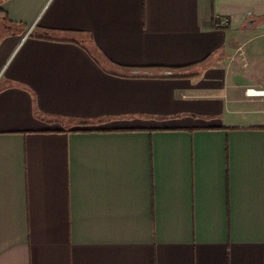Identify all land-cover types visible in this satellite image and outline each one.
Returning a JSON list of instances; mask_svg holds the SVG:
<instances>
[{
	"label": "crops",
	"instance_id": "1",
	"mask_svg": "<svg viewBox=\"0 0 264 264\" xmlns=\"http://www.w3.org/2000/svg\"><path fill=\"white\" fill-rule=\"evenodd\" d=\"M248 86L264 0H0V264H264Z\"/></svg>",
	"mask_w": 264,
	"mask_h": 264
},
{
	"label": "trees",
	"instance_id": "2",
	"mask_svg": "<svg viewBox=\"0 0 264 264\" xmlns=\"http://www.w3.org/2000/svg\"><path fill=\"white\" fill-rule=\"evenodd\" d=\"M62 34H68V33H59ZM31 38H37L42 40H52V41H61V42H67L71 40L65 41V39H61L60 37H54L52 33H49V31H43L36 29L34 33L30 35ZM86 50L92 55L93 59L98 63V65L107 73L114 74L121 77H146V78H186V77H195L196 75H185L183 72L187 70L189 67L196 66L198 64H202V62L187 66V67H181L177 69H171V68H157V67H149L144 69V71L140 72L137 69H124L116 66L115 64L111 63L109 60L106 59V57L98 51L96 47H86ZM94 54V55H93ZM165 72H170V74H166Z\"/></svg>",
	"mask_w": 264,
	"mask_h": 264
},
{
	"label": "rangeland",
	"instance_id": "3",
	"mask_svg": "<svg viewBox=\"0 0 264 264\" xmlns=\"http://www.w3.org/2000/svg\"><path fill=\"white\" fill-rule=\"evenodd\" d=\"M248 89L264 91L255 86H248L247 88L243 89V91L241 92L242 98L239 99L240 101L238 103L239 104L238 107H241L243 111H246L250 114L254 112L252 115L257 116L258 119H261V121H264V96L254 97V98L247 97L245 93H246V90ZM243 122L244 121H241V123Z\"/></svg>",
	"mask_w": 264,
	"mask_h": 264
},
{
	"label": "built area",
	"instance_id": "4",
	"mask_svg": "<svg viewBox=\"0 0 264 264\" xmlns=\"http://www.w3.org/2000/svg\"><path fill=\"white\" fill-rule=\"evenodd\" d=\"M224 24H225V21H221V20L216 21V26H218V27H222ZM262 93H264V91H257L254 89H248V90H246L245 94L247 97L254 98V97L264 96Z\"/></svg>",
	"mask_w": 264,
	"mask_h": 264
},
{
	"label": "bare ground",
	"instance_id": "5",
	"mask_svg": "<svg viewBox=\"0 0 264 264\" xmlns=\"http://www.w3.org/2000/svg\"><path fill=\"white\" fill-rule=\"evenodd\" d=\"M264 95V93H262Z\"/></svg>",
	"mask_w": 264,
	"mask_h": 264
}]
</instances>
